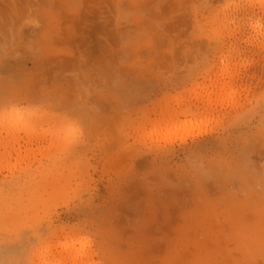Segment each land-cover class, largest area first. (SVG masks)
<instances>
[{"label":"rangeland","instance_id":"rangeland-1","mask_svg":"<svg viewBox=\"0 0 264 264\" xmlns=\"http://www.w3.org/2000/svg\"><path fill=\"white\" fill-rule=\"evenodd\" d=\"M0 264H264V0H0Z\"/></svg>","mask_w":264,"mask_h":264}]
</instances>
